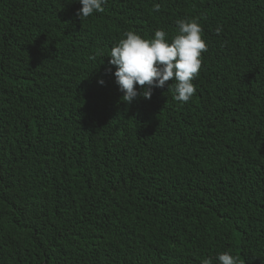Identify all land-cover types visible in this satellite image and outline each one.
<instances>
[{"label":"trees","instance_id":"obj_1","mask_svg":"<svg viewBox=\"0 0 264 264\" xmlns=\"http://www.w3.org/2000/svg\"><path fill=\"white\" fill-rule=\"evenodd\" d=\"M81 7L0 0V264H264V0ZM182 19L195 95L122 102L111 49Z\"/></svg>","mask_w":264,"mask_h":264},{"label":"clouds","instance_id":"obj_2","mask_svg":"<svg viewBox=\"0 0 264 264\" xmlns=\"http://www.w3.org/2000/svg\"><path fill=\"white\" fill-rule=\"evenodd\" d=\"M82 5L77 12L79 19L85 20L93 13H103V4L107 0H78ZM160 11V5L153 8ZM177 34L168 42L167 33L157 30L155 38L145 40L133 31L124 33L109 54V63L117 70L114 75L119 89L124 93L122 102L131 105L138 95L150 100L152 89H163L168 82H173L168 91L175 93L177 102L187 103L196 93L192 81L198 77L202 68V53L208 51L202 39L203 29L198 21L178 20ZM220 29H217L219 33ZM103 84V81H100ZM139 85L145 91L141 94L136 90ZM219 264H239L240 258L229 253L217 257ZM202 264H213L211 259H204Z\"/></svg>","mask_w":264,"mask_h":264}]
</instances>
